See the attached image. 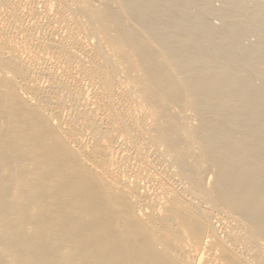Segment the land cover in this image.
<instances>
[{
  "label": "bare ground",
  "instance_id": "bare-ground-1",
  "mask_svg": "<svg viewBox=\"0 0 264 264\" xmlns=\"http://www.w3.org/2000/svg\"><path fill=\"white\" fill-rule=\"evenodd\" d=\"M0 264H264V0H0Z\"/></svg>",
  "mask_w": 264,
  "mask_h": 264
}]
</instances>
